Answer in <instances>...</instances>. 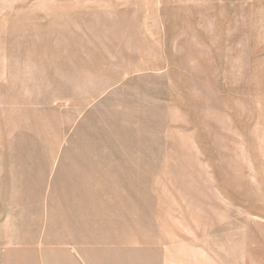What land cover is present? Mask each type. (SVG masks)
Here are the masks:
<instances>
[{
  "label": "rangeland",
  "instance_id": "obj_1",
  "mask_svg": "<svg viewBox=\"0 0 264 264\" xmlns=\"http://www.w3.org/2000/svg\"><path fill=\"white\" fill-rule=\"evenodd\" d=\"M0 227L264 264V0H0Z\"/></svg>",
  "mask_w": 264,
  "mask_h": 264
},
{
  "label": "crops",
  "instance_id": "obj_2",
  "mask_svg": "<svg viewBox=\"0 0 264 264\" xmlns=\"http://www.w3.org/2000/svg\"><path fill=\"white\" fill-rule=\"evenodd\" d=\"M3 230L0 227V232ZM10 238H0V264H53L52 247L49 243L32 241L29 238H20L12 236L14 234H34L30 229L27 232H21L19 228L12 230ZM70 251V249H69ZM70 256H69V255ZM66 256L65 262L78 264L80 261L78 254L67 250L60 251V257ZM69 256V257H67ZM79 259V260H78ZM80 263V262H79ZM55 264H62L57 262Z\"/></svg>",
  "mask_w": 264,
  "mask_h": 264
}]
</instances>
